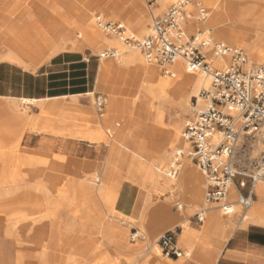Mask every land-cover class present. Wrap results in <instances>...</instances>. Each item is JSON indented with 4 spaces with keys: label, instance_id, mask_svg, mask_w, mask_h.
<instances>
[{
    "label": "rangeland",
    "instance_id": "obj_1",
    "mask_svg": "<svg viewBox=\"0 0 264 264\" xmlns=\"http://www.w3.org/2000/svg\"><path fill=\"white\" fill-rule=\"evenodd\" d=\"M91 1L0 0V21H5L0 23V40L2 42L7 34H17L19 30H26L33 25L36 28L45 26L52 21L60 19L63 15L72 16L73 20L66 22L64 27L71 29L73 36L76 37L80 27L77 17L82 13H92L93 19L99 16L105 20L120 21L127 26L136 38L141 39L148 33L152 18L164 14L174 2L171 1L163 5L159 1L156 2V0H137L134 13L138 15L140 20H145L144 26H139L138 19L119 20L109 18L107 12L93 9L90 5ZM216 1L218 0H204L203 5L208 15L212 13ZM236 1L239 3L240 11L255 7L257 9L256 15L253 14L251 17L256 19L259 28L264 25V0H259L257 3L250 0ZM129 2L132 3V0H129ZM200 31L202 32V30ZM258 31L260 30L258 29ZM189 33L190 35H195L197 32L189 31ZM208 34L214 42H221L214 37L215 35L211 29ZM102 36L101 34L100 41L95 46L84 45L78 51V53H81L88 59V63L83 64V87L70 91L72 93H84L83 95L68 96L28 106L17 101L19 112L27 118L24 121L11 119L9 116L1 113L0 154L6 158V164L1 166L0 176L4 177L6 172L14 174L15 169L13 168L16 167L14 159L17 161L18 158L23 156L37 160L42 159L41 161L45 160L43 161L45 165L41 169L44 178L49 181H44L41 176L34 183L26 187H24L25 184L23 183L18 184V187L13 183L10 185L1 184L0 187L4 190L2 192L3 195H0V219L3 220L0 224L5 227H14V230H19L20 226L27 223L33 225L42 224V228L34 226L31 229L30 235L35 237L32 236L30 238L28 236L26 243H23L25 245L22 246L26 252L35 253L42 247V243L39 242L47 240L46 249L52 258L51 264H63L66 258L71 259L69 264H78L80 260L79 264H99V259L104 257L105 254L108 253L115 256L116 252L114 251H119V253L124 255L123 257L131 260H135L138 256L143 258L144 253L147 254L154 246H157L156 240L164 232L173 234L177 240L178 247L183 249L187 254L190 253L185 259L180 258L177 264H203V262L195 260L191 249L179 243L178 239L181 229L178 226L185 222L193 233L202 231L203 223H198L195 215L203 205L204 186L201 202L197 210L191 213L189 208L182 207L185 214L174 224L169 223V218L171 219V217L176 216L178 213L177 207L185 202V198L178 192L163 204L165 209L163 214L149 215L150 210L160 207L164 199L159 198L158 193L153 192L148 187L150 176L149 160L158 141L164 137V133L172 131L174 128L178 130V139L166 147L163 156L165 165L164 167L161 165L157 166L156 168L160 170L157 173L162 175L172 157L174 149L187 147L182 139V132L184 123L193 116L195 111L192 106L194 98H191L195 94L194 90L192 88L188 90L189 99L187 100L185 113L181 114L173 106L163 104L160 109V113L163 116L162 125L150 124L148 120L149 103L138 98L139 91H137V100L135 101L140 102V108L131 104L135 93L132 80L136 73L135 70L121 65V61L131 50L114 38H108L110 41H104L103 37L105 36ZM81 39H83V36ZM3 43H5V40L1 43L0 54L5 55L10 51V48ZM230 46L241 49L245 53L247 61L253 62L252 67L264 64L262 54L257 53L256 50L251 53L236 45ZM35 47L38 48L40 45L36 44ZM107 48L113 49L117 53V57L100 59L99 55ZM51 57L53 56L45 59L37 68L47 63ZM142 61L145 66L150 65L143 58ZM179 62L183 66L182 62ZM101 65L115 70H123L125 74L107 78L102 91L95 92L92 96H85L87 93L94 92ZM153 68L159 72L160 76H166L160 68L156 66H153ZM36 69L27 71H34ZM170 69L172 74H176L175 70L171 67ZM140 75L139 90L143 81V74ZM59 84L63 85L66 82L60 81L54 85ZM209 84L210 78L207 82V87ZM36 90H42V86H36ZM96 96H103L107 100L102 114L97 113L95 110L94 99ZM13 102L15 101L0 99V103L2 104H11ZM55 103L63 104L67 108L53 110L52 113L46 115L39 109L41 106ZM200 103L201 105L198 104L196 110L204 107V103ZM85 127L89 128L94 134H101L107 137V141H99L100 145H88L84 142L70 140L78 130ZM141 127H143V130L140 135H136L135 131ZM63 130L64 132L61 133ZM114 134H116V137L123 135L132 136L133 139L139 140L144 150L141 151L140 157H138L126 149L127 154L132 159L129 156L119 154L115 158L116 160H114L115 174L113 182L115 185L107 186L105 184V176L110 147L112 145L120 148L123 147L117 143L118 138H115ZM108 144L111 146H108ZM239 148V155L237 157L239 171L242 174H248L251 171L253 163L264 157V125L254 136L249 138L244 137ZM147 149L148 151L146 152L145 150ZM185 160L187 164H191L193 174L195 177H199L201 184L204 185L205 181L201 172L191 162L187 159ZM131 162L133 168L130 165ZM7 167L11 170H8L9 168ZM85 179H88L92 183L86 182ZM98 180L99 184H95ZM240 180L245 182V191H247L250 186V180L243 175H239L236 177L235 183ZM127 181L131 184L132 190L124 187ZM102 189L103 192H101ZM97 190H101L99 194ZM106 190L110 191L109 194ZM111 193H115L113 196L119 195L117 198H121L127 206L137 205L141 195L148 193L150 199L144 207L145 213L142 218H135L129 214L120 217L109 214L108 210L110 208H108L109 205L107 203L106 205L104 204V196L108 194L113 198ZM102 196L103 199L101 201ZM117 198L114 197L113 199L116 200ZM211 212L219 213L224 227L229 226L231 232L237 227L236 220L242 225L252 222L249 219L245 221L241 220V217L246 212L243 214L242 209L239 207L234 208L233 214L229 216H223L220 211L213 210ZM135 231L139 233L141 238L135 242H131L130 237ZM119 237L123 238L122 249H118L119 247L117 246V241H121ZM206 237V248L209 250L217 239V236L205 234L202 238ZM34 238L35 240H33ZM29 239L32 241L30 242ZM14 240L0 236V264H16L18 242ZM200 240L201 238L193 240V244H198ZM73 258L78 260L75 261ZM158 259L166 262L171 258H166L159 251ZM34 262H36V259H34ZM118 264L129 263L127 261H120Z\"/></svg>",
    "mask_w": 264,
    "mask_h": 264
},
{
    "label": "bare ground",
    "instance_id": "obj_2",
    "mask_svg": "<svg viewBox=\"0 0 264 264\" xmlns=\"http://www.w3.org/2000/svg\"><path fill=\"white\" fill-rule=\"evenodd\" d=\"M157 1L164 5L174 0H156V2ZM250 1L257 3L259 0ZM137 2V0H132V3H130L129 0H92L90 5L95 10L97 9L100 12H107L109 18L119 20L134 18V20L138 19V22L140 23L139 26H144L145 20H140L138 15H135L134 13V7ZM214 5L215 6L214 9H212V13H209V17L205 22H200L197 17L194 16L187 22V30L195 32L202 30L209 33L211 29L213 31V34L215 35L214 37L216 39H219L221 42L228 45H236L251 53L256 50V52L261 53L262 57L264 58V25L259 28L257 26L256 19L251 17L253 16V14L256 15L257 9L254 7L251 9H243L242 11H240L239 3L236 0H218ZM188 9L189 11L192 10L191 7H189ZM72 20V16L70 17L63 15L60 19L52 21L45 26L36 28L35 25H33L26 30H19L17 34H11L5 39V43H3L10 48V51L7 54L2 55L0 57V61L15 64L19 66V68H23V70L36 69L38 65H40L45 59L50 56H55L63 52H78L83 48L84 45L95 46L100 41L101 34L105 36H102L104 38V41H110L108 38L111 37H107L96 28L92 13H82L78 15L77 21L79 22L80 27L76 37L73 36L71 29H67L64 27L66 22ZM34 28L35 30L33 31ZM258 29L261 32L258 31ZM82 36L83 39H81ZM36 44H39L40 47L36 48ZM130 50L131 52L121 61V65L125 68H129L143 74V81L139 90L138 98H141L149 103L148 120L150 124H157L158 126L162 125L161 121L163 119V116L161 115L162 113H160V109L163 104L173 106L174 108L178 109L181 114L185 113L187 109V100L189 99L188 90L191 88L195 93L191 98H198V104L200 105V102L203 103V101L199 99L197 92L201 89L209 88L210 84L207 87L209 77L188 71L184 66L180 64L179 61H176L173 65L170 66L173 70H175L176 74H172V76H160L159 72L155 68H153L154 65L145 66L143 64V57H141L142 55L139 50ZM209 58L214 67H220L224 64L223 61H214L210 55ZM252 63V61H249L245 65V67H252ZM20 103L28 106L37 104L38 102L22 99L20 100ZM58 104L59 103L52 104V107H55ZM45 108L44 106H41V110L43 112ZM1 113L6 114L11 119H19L20 121H24L25 119H27L23 114L19 112V106L14 102L11 104L1 103L0 116ZM114 136L115 138H118L117 143L120 146H123L131 154L140 157L141 151H143L144 149L139 143V140L125 135L116 137V134H114ZM74 137L75 138L72 139L85 141L88 144H95L103 140L107 141V137L101 134H94L89 130V128L87 129L86 127L78 130L74 134ZM177 137L178 130L176 128H174L172 131H166L164 133V137L158 141V144L154 148L153 154L151 155V159L149 160L148 164L150 165V176L148 179V187L153 192H157L159 198H164L162 200L163 203L162 205H160V207L150 210V216L163 214L165 212L163 204H165L167 200L177 192L182 194V196L185 198V202L178 206V213L176 216H174L173 220H177L184 216L185 213L182 210V207L189 208V211L193 213L200 205L201 194L203 192V186L205 188V184L202 185L199 177H195L192 172L191 164H187V161L185 159L181 161L180 172L175 180H169L163 175V173L162 175L157 173L160 172V170L156 167L159 165L164 167L165 165L163 156L165 154L166 147L177 141ZM145 151L147 152L148 149ZM41 160L42 159L37 160L31 157L23 156L18 158L17 161H15L14 159V163L16 164V167L13 168L15 169L14 174L6 172V175H4V177L0 176V185H10L11 183H13L18 187V184L23 183L25 184L24 187H26L34 183V181L41 176L44 181H49L43 176L41 167L45 165V162H43L45 160ZM5 161L6 158H4V156L0 154V169L3 164H6ZM85 166L88 167L87 165ZM8 170L11 169L9 168ZM85 181L88 183H92L88 179H85ZM95 184H99V180L97 181V183L95 182ZM103 189L102 191H100L103 192ZM253 190L258 197L259 202L253 203L250 209L242 217L244 221L246 219H249L252 222H257L264 225V182H258L254 186ZM97 191L99 194L100 191ZM109 192L110 191H108V194ZM108 194L104 196V204L106 205L107 203V205H109L108 208L110 209L108 210V213L114 215L115 217L129 214L130 216L141 219L143 214L145 213L144 207L150 199V195L148 196V193H143L137 205L125 206V202H123L121 198H117L119 195L113 196V194L115 193H111V196L113 198L116 197L118 199L114 200ZM229 195L231 200L234 201L236 195L235 190L232 186L230 187ZM102 199L103 196L101 197V201ZM122 208L124 209L123 211L121 210ZM211 211L206 215V218L203 222L202 231L200 232L193 233L185 222L179 224L178 226L181 229V233L179 234L178 239L179 243L191 249L194 253L195 260L203 262V264H213L214 257L218 255L223 244L226 242L231 233V229L229 226L224 227L219 213H213ZM214 211L219 210L214 209ZM34 226H38L40 228L42 224H23L19 227V230H14V227H5L4 225L0 224V235L15 239L18 242L16 264L52 263L50 253L46 249L47 240L39 242L42 243V247L38 252L35 253L26 252V250L22 246L25 245L23 243H26L28 236L32 238L33 235L31 236L30 232ZM205 234L217 236V239L209 250H207L206 248L207 237L202 238ZM200 238L201 240L199 241V243L194 245L193 240ZM29 240L30 242L32 241L31 239ZM33 240H35V238ZM159 251L160 250L158 246H154V248L151 249L147 254H143V258L141 256H138V258H136L135 260L125 258L123 257L124 255L122 253H119V251H114L116 252L115 256L107 253L104 255V257L99 259V264H118L120 261H127L129 264H177L180 261H173L171 259L167 260L166 262L160 261L158 259ZM187 255L189 256L190 253H188ZM34 259H36V262H34ZM73 259L75 261L78 260H76L75 258ZM70 261L71 259L66 258V260L63 261V264H69ZM80 261H78V264Z\"/></svg>",
    "mask_w": 264,
    "mask_h": 264
},
{
    "label": "built area",
    "instance_id": "obj_3",
    "mask_svg": "<svg viewBox=\"0 0 264 264\" xmlns=\"http://www.w3.org/2000/svg\"><path fill=\"white\" fill-rule=\"evenodd\" d=\"M203 1L174 0L164 14L152 18L148 33L141 39L136 38L122 22L99 16L94 18L99 31L115 38L128 49L139 50L145 62L160 68L164 75L172 76L170 66L181 61L188 71L210 78L209 88L202 89L198 94L204 107L196 110L198 98H194V114L184 123L182 139L187 147L175 149L163 171L167 179L175 180L184 158L201 172L205 181V196L202 207L195 215L200 224L214 209H218L223 216H229L235 207H239L244 214L252 205L254 186L264 182V157L253 163L248 174L239 171L237 162L239 145L244 137L254 136L264 125V64L245 67L247 57L241 49L214 42L207 32L199 31L188 36L185 27L193 13L200 22L208 18ZM209 55L214 61H223V66L214 68ZM108 57L116 58L117 53L113 49H105L99 55L100 59ZM106 104L103 96L95 97L97 113L102 114ZM239 175L250 180V190L246 195L242 193L245 182L240 180L235 183ZM231 186L235 190L234 201L229 195ZM140 238L135 231L130 241ZM156 244L166 258L187 257L170 232L161 234Z\"/></svg>",
    "mask_w": 264,
    "mask_h": 264
},
{
    "label": "crops",
    "instance_id": "obj_4",
    "mask_svg": "<svg viewBox=\"0 0 264 264\" xmlns=\"http://www.w3.org/2000/svg\"><path fill=\"white\" fill-rule=\"evenodd\" d=\"M194 16H196L195 13H193L192 17ZM3 22L5 21H0V23ZM185 29L188 36H192L190 35L186 27ZM10 35L11 34H7L5 39ZM2 42L0 40V47ZM2 55L3 54H0V57ZM84 63H88V59H86L85 56H83L81 53L78 52H64L57 54L51 57L47 63L42 64L34 71H27L25 69L23 70V68L21 69V67L19 68V66L15 64L0 61V99L13 100L15 101L14 103H17V101L20 102V100L22 99L33 100V101H37L38 103H41L48 100H58L68 96L83 95L84 93H78V92L72 93L70 90L78 89V87H83L82 80H83ZM135 73L136 75L132 80L133 86L135 88V93L133 95L134 97L131 104L135 107L138 106L140 108V102H136L135 100H137L136 94L137 91H139L138 85L140 84L139 80L141 73L136 71ZM122 74H125V71L119 69L117 70L111 69L109 67L101 65L99 67L94 92L87 93L85 96H92L94 95L95 92L102 91L103 85L107 78ZM60 81H64L66 82V84L54 85L56 83H59ZM36 86H42V90H36ZM44 108L45 110L43 113L44 115H46L48 113H52L53 110L56 111L62 108H67V106H64L63 104L59 103L55 107H52L51 104L44 106ZM39 109L41 110V108ZM142 130L143 127L139 128L138 130H136L137 132L135 131V134L140 135ZM62 132H64V130L61 131V133ZM70 140L75 142H84L88 144L85 141H79L75 139H70ZM103 141L106 142V140ZM88 145H100V144L95 143ZM108 146L111 145L109 144ZM109 151L110 154L107 159L108 167L105 176L106 177L105 184L107 186H112L115 185L113 182V176L115 174L114 173L115 172L114 160H116L115 158H117L119 154L120 155L122 154L124 156H129V154H127V150L124 147L120 148L117 147L116 145H112ZM130 165L133 168L132 162ZM124 187L132 190L131 184L128 181L125 182ZM3 190L4 189L0 187V192H1L0 195H3L2 193ZM249 190L250 188L247 191H245L244 189L242 193L246 195L249 193ZM251 201L252 204L259 202L258 197L256 196L254 190H252L251 192ZM124 204L125 206L127 205L126 203ZM121 210L123 211L124 209L122 208ZM173 219L174 216L171 217V219L169 218V223L174 224L176 221H178V219L177 220L176 219L173 220ZM241 220L244 221L243 217H241ZM1 221L3 220L0 219V222ZM235 222L237 224V227L230 233L228 239L223 244L218 255L214 257L213 264H264V225L259 224L257 222H248L246 225H242L237 220ZM119 239H121V241L120 240L117 241L118 244L117 246L119 247L118 249H122L123 238L121 237ZM181 250L185 252L183 249ZM171 260L176 261L179 259H171Z\"/></svg>",
    "mask_w": 264,
    "mask_h": 264
}]
</instances>
